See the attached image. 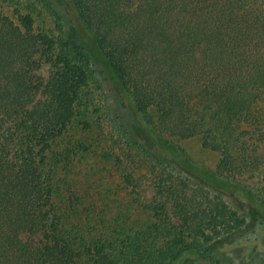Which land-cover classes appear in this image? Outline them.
<instances>
[{"label":"trees","instance_id":"16d2710c","mask_svg":"<svg viewBox=\"0 0 264 264\" xmlns=\"http://www.w3.org/2000/svg\"><path fill=\"white\" fill-rule=\"evenodd\" d=\"M73 6L78 23L55 35L37 30L31 13L14 19L0 5V264H173L199 249L170 228L169 214H212L202 225L185 218L202 233L246 223L225 203L202 206L189 198L182 174L220 195L212 184L228 185L227 177L254 164L249 140L264 141V0ZM91 80L136 115L132 125L114 119L119 139L166 165L147 206L154 222L142 228L118 216L94 218L98 207L68 179L73 160L96 151L87 135L94 129L90 110H98ZM155 124L219 151V174L198 167ZM148 129L164 152L140 141ZM105 141L101 132L98 145ZM102 153L118 163L111 148ZM124 179L131 184L133 176Z\"/></svg>","mask_w":264,"mask_h":264},{"label":"rangeland","instance_id":"374dc122","mask_svg":"<svg viewBox=\"0 0 264 264\" xmlns=\"http://www.w3.org/2000/svg\"><path fill=\"white\" fill-rule=\"evenodd\" d=\"M0 5L3 11L14 19L18 18L19 13H31L35 19L36 29L48 31L50 34L57 35L62 29L78 23L73 0H2ZM41 72L48 76L50 66L44 65ZM90 90L98 110H90L94 129L87 135L96 143V151L83 162L73 160L68 179L81 194L87 195L85 198L88 202H93L98 207L101 214H91L94 218H98L99 215L105 219L118 216L127 225L142 228L154 222L153 214L149 212L147 206L153 202L156 194V175L163 171L166 165L152 159L150 156L152 153L147 147L151 154L131 148L134 144L119 139L113 122L116 120L132 125L136 121L133 111L124 108L122 101L115 99L114 94L107 91L108 89L103 93L99 84L93 80L90 81ZM154 126L156 131L161 133L156 124ZM101 132L107 142L98 145ZM138 134L140 141L149 148L153 146V150L159 148L158 150L164 152L160 139L158 140L151 129L141 130ZM160 135L181 147L198 167L219 174L217 164L221 157L220 152L204 147L199 136L183 140L165 133ZM249 144L252 162L255 165L227 177L233 180L228 185L212 184L211 188L222 192L220 195H216L207 186L188 175L182 174L189 180L187 186L189 198L203 203L202 206L208 202H211V205L214 202L225 203L238 211L239 216L245 217L246 223L230 232L213 226L206 228L205 233H202V227L195 221L191 224L185 223V218L197 217L198 221H196L202 225L204 222L199 220L203 217L209 219L212 214H169L167 224H170V228L180 233V236L184 233L182 236L186 243L193 244L199 249L184 252L173 264H262L264 262V141L260 143L251 139ZM104 148H111L114 151L118 163L104 161L102 157ZM125 174H132L131 184L125 182ZM177 175V172L172 173L173 178ZM196 234L199 236H195ZM36 240L37 237L33 236V243H36Z\"/></svg>","mask_w":264,"mask_h":264},{"label":"flooded vegetation","instance_id":"af4514ba","mask_svg":"<svg viewBox=\"0 0 264 264\" xmlns=\"http://www.w3.org/2000/svg\"><path fill=\"white\" fill-rule=\"evenodd\" d=\"M262 264H264V262Z\"/></svg>","mask_w":264,"mask_h":264}]
</instances>
